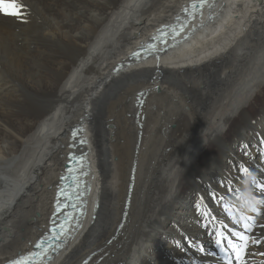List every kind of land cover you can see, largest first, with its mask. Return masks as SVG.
I'll list each match as a JSON object with an SVG mask.
<instances>
[{
	"label": "bare ground",
	"instance_id": "bare-ground-1",
	"mask_svg": "<svg viewBox=\"0 0 264 264\" xmlns=\"http://www.w3.org/2000/svg\"><path fill=\"white\" fill-rule=\"evenodd\" d=\"M189 2L0 0V264L62 214L73 150L88 151L90 194L48 264H225L223 246L264 264V0L201 2L175 45L132 54L173 43Z\"/></svg>",
	"mask_w": 264,
	"mask_h": 264
},
{
	"label": "rangeland",
	"instance_id": "rangeland-1",
	"mask_svg": "<svg viewBox=\"0 0 264 264\" xmlns=\"http://www.w3.org/2000/svg\"><path fill=\"white\" fill-rule=\"evenodd\" d=\"M182 6V5H181ZM181 6H180V8H179V13H180V9H181ZM175 15H173V17H174ZM156 31V29L153 31V32H151V34H153L154 32ZM124 64V63H123ZM131 62H129L128 64L126 63V64H124L123 65V67H122V69L121 70H123V69H126V68H128V67H130L131 66ZM121 70L119 71V73L121 72ZM155 90H157V91H159L160 89H159V87L158 86H156V89ZM156 91V92H157ZM149 93H150V91H149ZM153 93H155V92H153ZM134 110V109H133ZM161 115H162V112H161ZM245 132H246V134L247 133H250L251 132V129L249 128V129H245ZM238 141H239V138H238ZM235 156V157H234ZM134 158H135V156H134ZM227 159H229V160H232V162H235V161H239L240 159L237 157V154H235V153H232V152H230V156L229 157H227ZM133 162V161H132ZM131 166H133V164L131 165ZM197 183H193V185H196ZM227 184V183H226ZM184 190H185V196H186V193L189 195V188L187 189V186L184 188ZM132 201V200H131ZM130 207H131V204H130ZM129 210H130V208H129ZM129 210H128V218H129ZM170 214V213H169ZM169 216V218H171V214L170 215H168ZM90 232V231H89ZM166 233H168V234H171V235H176L177 234V230H169L168 232H166ZM169 242L168 241H166V242H164V248H162V256L164 257V258H166V259H168L169 261H170V263L172 262V258H171V256L172 255H175L174 254V252L176 251V248H174L172 245H169L168 244ZM111 247V246H110ZM110 247H108V249L110 248Z\"/></svg>",
	"mask_w": 264,
	"mask_h": 264
},
{
	"label": "water",
	"instance_id": "water-1",
	"mask_svg": "<svg viewBox=\"0 0 264 264\" xmlns=\"http://www.w3.org/2000/svg\"><path fill=\"white\" fill-rule=\"evenodd\" d=\"M204 3V2H203ZM207 3H208V0H207ZM202 4V3H201ZM199 5L198 4H195L194 6H193V8H195V9H191L190 11H194V13L195 14H197L198 12H200L201 10H202V8H201V6H200V8L198 9L197 7H198ZM203 7V6H202ZM189 16V15H188ZM188 16H187V18H188ZM159 43H161V39H158L157 40V44H159ZM162 44H164V42L162 43ZM149 51H151V47H148V48H146V49H144L143 51H141V52H138V53H136L135 55L136 56H139L140 54H145V53H147V52H149ZM146 95H147V92L144 90V91H139L138 92V95H137V99H136V104L141 108L142 106H143V104L145 103V99H146ZM141 111V110H140ZM137 116H139V113L137 114ZM79 141V140H78ZM78 141H77V143H78ZM78 145V144H77ZM139 146H140V143L138 144ZM138 152V151H137ZM82 153H79V154H77V155H81ZM74 155H76V153H73L72 155H71V158L70 159H72L73 158V156ZM75 161H76V159H74ZM136 162H135V165H134V167H133V173L135 172V170H136ZM63 190H64V187H61V192H63Z\"/></svg>",
	"mask_w": 264,
	"mask_h": 264
},
{
	"label": "snow or ice",
	"instance_id": "snow-or-ice-1",
	"mask_svg": "<svg viewBox=\"0 0 264 264\" xmlns=\"http://www.w3.org/2000/svg\"><path fill=\"white\" fill-rule=\"evenodd\" d=\"M8 7H9V6H5V8H4V11H5V12L8 11ZM20 7H21L20 4L17 3V4L14 6L13 14H18V12H17L16 10L19 9ZM241 239H242V240H246V237H244L243 235H241ZM244 247L246 248V244L244 245ZM233 251H236L235 246H233ZM236 259H237V260L240 259L239 254H237Z\"/></svg>",
	"mask_w": 264,
	"mask_h": 264
}]
</instances>
